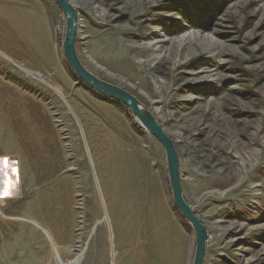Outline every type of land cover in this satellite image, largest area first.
<instances>
[{"label": "rangeland", "instance_id": "374dc122", "mask_svg": "<svg viewBox=\"0 0 264 264\" xmlns=\"http://www.w3.org/2000/svg\"><path fill=\"white\" fill-rule=\"evenodd\" d=\"M71 1L83 65L173 140L209 231L204 264H264V0ZM40 2L50 26L37 8L0 22V158L19 168L0 200V264H193L164 148L74 77L63 15Z\"/></svg>", "mask_w": 264, "mask_h": 264}, {"label": "water", "instance_id": "95a60500", "mask_svg": "<svg viewBox=\"0 0 264 264\" xmlns=\"http://www.w3.org/2000/svg\"><path fill=\"white\" fill-rule=\"evenodd\" d=\"M65 21L62 51L68 66L78 80L98 95L125 106L136 123L164 148L172 199L175 207L192 229L196 248L193 264H204L209 231L184 199L181 187L180 161L173 140L164 133L154 114L133 94L93 75L83 65L77 51L78 12L67 0H51Z\"/></svg>", "mask_w": 264, "mask_h": 264}, {"label": "crops", "instance_id": "0c3cea01", "mask_svg": "<svg viewBox=\"0 0 264 264\" xmlns=\"http://www.w3.org/2000/svg\"><path fill=\"white\" fill-rule=\"evenodd\" d=\"M7 7L11 8L16 20H18L20 18V15L22 14H26L27 16L28 14L33 15V9L37 8L42 13V17L44 19L43 22L45 23L48 22L47 13L45 12L40 0H0V22L5 25H6V8ZM43 15L46 16L47 21ZM48 25L50 26L49 22H48ZM0 36H3L4 38H6L5 33L0 32ZM7 39L8 38H6V40ZM11 41H12V46H11L12 49L14 50L21 49L25 55L24 58H28L29 60L32 59L31 61H34L33 59L35 58L34 55L30 51L27 50L23 42H20L18 37L15 36L13 33L11 34Z\"/></svg>", "mask_w": 264, "mask_h": 264}, {"label": "clouds", "instance_id": "9594fccd", "mask_svg": "<svg viewBox=\"0 0 264 264\" xmlns=\"http://www.w3.org/2000/svg\"><path fill=\"white\" fill-rule=\"evenodd\" d=\"M19 173L16 161L0 158V200L12 198L18 190Z\"/></svg>", "mask_w": 264, "mask_h": 264}, {"label": "bare ground", "instance_id": "6f19581e", "mask_svg": "<svg viewBox=\"0 0 264 264\" xmlns=\"http://www.w3.org/2000/svg\"><path fill=\"white\" fill-rule=\"evenodd\" d=\"M70 3L73 4L74 2L70 0ZM73 5H74V4H73ZM116 18H118V17H116ZM25 71H26V70H25ZM30 75L35 76L34 78H36L37 80H41L40 75H36V74H34V73H31V72H30ZM154 116H155V115H154ZM164 133H165V131H164ZM33 224H34V223H33Z\"/></svg>", "mask_w": 264, "mask_h": 264}, {"label": "trees", "instance_id": "16d2710c", "mask_svg": "<svg viewBox=\"0 0 264 264\" xmlns=\"http://www.w3.org/2000/svg\"><path fill=\"white\" fill-rule=\"evenodd\" d=\"M74 77H75V75H74ZM76 78V77H75ZM77 79V78H76ZM78 80V79H77ZM16 83V82H15ZM17 84V83H16ZM18 85H20V84H18ZM21 86V85H20ZM85 86V85H84ZM93 92V91H92ZM94 94H96L97 96H100V95H98L97 93H95V92H93ZM101 98H103V99H106V98H104V97H102V96H100ZM106 100H109V99H106ZM109 101H111V100H109ZM112 102H114V101H112Z\"/></svg>", "mask_w": 264, "mask_h": 264}, {"label": "built area", "instance_id": "2783aa9c", "mask_svg": "<svg viewBox=\"0 0 264 264\" xmlns=\"http://www.w3.org/2000/svg\"><path fill=\"white\" fill-rule=\"evenodd\" d=\"M18 171H19V168H18Z\"/></svg>", "mask_w": 264, "mask_h": 264}]
</instances>
